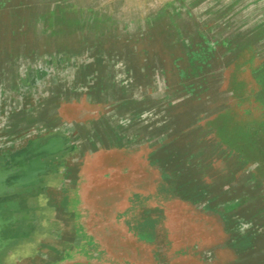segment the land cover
<instances>
[{"label":"water","instance_id":"water-1","mask_svg":"<svg viewBox=\"0 0 264 264\" xmlns=\"http://www.w3.org/2000/svg\"><path fill=\"white\" fill-rule=\"evenodd\" d=\"M61 52L31 58L27 78L18 84L21 100L36 93L40 122L0 120L5 123L0 127V264H63L80 258L93 264H133L110 258L87 232V212L79 210L80 184L100 150L140 156L158 178L148 192H128L111 212V226L148 249L147 264L197 259L201 243L174 251L164 207L179 202L194 213H217V205L238 204L239 199L231 183L226 185L233 192L207 186L204 147L190 140L193 125L186 120L192 101L200 98L188 81L194 66L187 62L182 69V60L176 61L174 76L169 73L166 80L158 63L134 60L136 55L129 53V60L113 62L100 83L91 84L80 57ZM68 103L82 107L87 120H63L59 110ZM133 194H140L141 202ZM224 197L233 201L215 206ZM248 223L238 230L249 231ZM250 238L232 239L229 245L246 264L254 249L248 247L254 244ZM217 246L201 250L197 260L214 261Z\"/></svg>","mask_w":264,"mask_h":264},{"label":"rangeland","instance_id":"rangeland-1","mask_svg":"<svg viewBox=\"0 0 264 264\" xmlns=\"http://www.w3.org/2000/svg\"><path fill=\"white\" fill-rule=\"evenodd\" d=\"M18 16H22L23 28L29 30L26 40L40 53L52 54L85 42H106L120 45V53L124 51L122 54L130 57L133 52L128 48L138 44V39L143 60L158 63L165 79L169 73L174 76L178 59L182 60V69L190 62L182 44L186 47L188 42L196 46L202 43L212 49L206 69L200 65V72L188 78L200 98L192 101L194 108L186 121L193 125L190 140L204 147L207 186L215 192H233L226 185L231 183L239 200L238 204L232 202L222 208L217 205V213H194L177 202L169 213L172 222L168 231L175 252L191 243L202 244L198 253L221 244V250L218 246L214 250V261L204 264H246L236 254V248L229 245L232 239L239 243L255 234L253 255L247 264H264V132L255 135V150L246 159L223 149L207 125L219 113L233 114L235 123H242L243 118L264 120V76L258 71L264 65V0H0L2 38L8 37L5 34L13 32V27L19 28L15 20ZM1 42L4 45L0 47V58L4 59L7 40H1L0 46ZM167 50L180 52L171 57ZM21 55L14 57L12 79L0 80V120L7 116L18 125L29 118L31 125H36L41 118L37 114L36 93H26L21 100L23 92H19L20 79L25 81V74L28 75ZM59 111L66 121L87 120L82 117L85 112L80 106L68 103ZM0 125L3 128L5 123ZM226 133L230 138L231 132ZM147 175L150 170L144 164L118 150H100L91 158L80 184L79 210L87 212V232L110 258L147 264L148 249L112 227L109 218L112 207H116L109 204L113 198L123 196L129 186L128 192L132 193L135 183L146 186ZM134 197L141 202L140 194H133ZM218 200L215 206L233 201L225 197ZM247 223L249 231L238 230V226L245 229ZM198 253L197 259L201 255ZM197 259L177 258L171 264H202ZM85 262L80 258L63 264Z\"/></svg>","mask_w":264,"mask_h":264},{"label":"bare ground","instance_id":"bare-ground-1","mask_svg":"<svg viewBox=\"0 0 264 264\" xmlns=\"http://www.w3.org/2000/svg\"><path fill=\"white\" fill-rule=\"evenodd\" d=\"M22 15H24V14H22ZM15 20H16V25L19 26V28L13 27V30L15 32L11 31L9 33L11 35H9L8 33L5 34L8 37L2 38V29L0 28V41L4 40V39L7 40V42L5 43V45H6L5 46V52H6L5 58L4 59L0 58V80L3 79L6 81L8 79H12V76H10V75H14V71L12 69L15 66V65H13V62H14V57L16 55L22 54L21 57L23 60H25V62H23V64L24 63L30 64L29 60L31 59V56H35V55L37 56V55H43V54L51 53V52L40 53L38 50H36L34 48V46H31V42L29 43L28 40H26L27 36L29 34V32H28L29 30L23 28L22 16L15 19ZM4 28L7 29L6 27H4ZM131 37H134V36H131ZM133 42H135V39ZM136 43H138V44L131 45L130 48H128V49H131V51L133 52V53H131V55H134V56L136 55V58H134V60L142 61L144 58H142L143 57V53H142L143 51L141 50V47H139L140 46L139 45L140 40L136 39ZM3 45L4 44L1 42L0 47H3ZM182 47H183V49L188 50L187 53H189L188 56H189L190 66H194V67H191V69H194L192 71L193 75L198 74L197 68L200 65H202L203 68L206 69V67L209 65L208 55H211V50H212L211 48H209L207 45H202V43H200L199 45L196 46V44L193 45V44H190L189 42L186 45V47H185V44H182ZM122 48L125 49L126 46H123ZM120 49H121L120 45L119 46L118 45H116V46L107 45L106 42H95L94 44H90V43L85 42V44H83V45L74 46L71 48H67L65 50H61L63 52V54L61 56H63V57L64 56L65 57L71 56L72 59H74V57H80L79 59L81 61V64H82V62L84 63V65H85L84 68L87 69L86 72L89 73L87 77H89L90 83L94 84V82H95V84H99L102 74L105 73V70L107 67L113 65L112 64L113 62L122 61L124 59L129 60L130 57L123 55L122 53H124V51L122 53H120ZM61 51L55 50V52H61ZM80 51H82V52H80ZM168 52H170V50H167V54H168ZM172 52H170L169 54H171ZM178 52H180V51H178ZM178 52H175L174 54L172 53L171 57L175 56ZM122 56H124V57H122ZM195 56L197 57V59ZM154 59H155V57H154ZM156 59L158 60L159 58L156 57ZM35 60H37V59H34L32 61H35ZM32 61H31V65L33 64ZM70 61L71 60H69V62ZM94 61H97V62H94ZM177 61L179 62L181 60L178 59ZM59 65H61V64H59ZM55 66H57V64ZM208 68L210 69V67H208ZM90 69H92V70L90 71ZM188 69H190V68L188 67ZM199 69L201 70V67ZM44 70H47V68H45ZM188 72H189V70H188ZM29 75H30V73H29ZM89 80H87V81H89ZM98 97H100V96H98ZM129 147H132V146L129 145ZM214 190L215 189H212V191H214ZM219 192H221V190H219ZM207 207H210V206L207 205ZM135 221H134V223H135ZM251 237L253 239L255 237V235L253 234V235H251ZM252 239L250 238V240H252ZM248 247L254 248L253 246H248Z\"/></svg>","mask_w":264,"mask_h":264},{"label":"crops","instance_id":"crops-1","mask_svg":"<svg viewBox=\"0 0 264 264\" xmlns=\"http://www.w3.org/2000/svg\"><path fill=\"white\" fill-rule=\"evenodd\" d=\"M258 71L261 75L264 76V65L262 67V70L260 71V69H259ZM238 84H243V82H240ZM233 117H234L233 114H231V115H227L226 113L217 114L214 118H211L208 120V124H207L208 130L212 134L215 135L218 144L223 149H226L230 153L235 154L239 157L249 159L252 156L253 150H255V145H254L255 135L257 133L261 134L264 132V120L255 119V118H253V119L243 118L242 119L243 121H242L240 118H238V120L242 121V123L241 122L235 123L234 122L235 120H232ZM244 119H245V121H244ZM228 131L231 132L230 138L228 136H226L227 135L226 132H228ZM125 154H126V156H129L130 158H134L136 161H138V162H140L146 166V162L143 160L142 157L137 156V155L133 156V155H130L127 153H125ZM151 155H152L153 159H158L157 156H155V154L152 153ZM198 165H200V161H199ZM148 180H149V183L146 186H144L143 183H138V184L135 183V185L131 191H133V192H148L151 189V187L154 186V182L156 180H158L157 174L155 172H153V170H150V175L148 176V178H146L145 181H148ZM129 187L125 188L124 191L128 193ZM127 193H124L123 196L117 197V199L113 198V201L110 202L109 204L114 203L113 205H115L116 207L118 205H121L122 202H125L124 198H126L128 196ZM174 205L175 204L166 205L163 209V214H164V217L166 218V227L168 230H169L170 224L172 222V218L169 215V213H170L171 208ZM112 208L114 209L115 207H112ZM172 210H174V209H172ZM110 212H113V210H111ZM156 212H158V211H156ZM135 243L137 245H140L137 242H135ZM145 257L147 258L148 255H146ZM85 264H91V262L87 261V262H85ZM134 264H139V263H134Z\"/></svg>","mask_w":264,"mask_h":264}]
</instances>
